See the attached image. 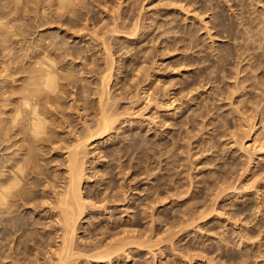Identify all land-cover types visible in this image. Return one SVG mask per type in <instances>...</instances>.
I'll use <instances>...</instances> for the list:
<instances>
[{"label": "rangeland", "instance_id": "374dc122", "mask_svg": "<svg viewBox=\"0 0 264 264\" xmlns=\"http://www.w3.org/2000/svg\"><path fill=\"white\" fill-rule=\"evenodd\" d=\"M81 1L91 4L95 10V19L89 18V14L86 15L85 10L80 7V19L74 20L73 26V23H69L71 19L68 13L63 15V20L60 22L57 17L55 0H0V126L6 116L5 111L9 107L6 103L11 98V91L22 83L23 70L27 65L25 55L29 50H36L39 48V44L44 43L49 46L52 54H62L65 48L71 45L78 46L74 49L86 48L88 44L74 36L69 31L72 30L70 28L80 29L83 38H96V34H102L101 31L106 29L104 27L106 22L110 26L114 18L119 24L118 31L107 36L110 37L108 41L110 40L109 42L114 45L113 57L114 63H116L114 66L117 65L114 67L115 75L110 85L111 91H115L119 96L123 95V98L127 96L123 100L122 97L117 98L120 101L115 105L120 106L117 109L122 112L121 120L126 121L122 124L121 121H117L114 126L119 125V128L91 140L87 147V172L88 175L96 174V178H98L91 177L92 179L84 182L82 187L84 192L93 191L98 185L97 181L102 183L101 179L105 177L101 170L109 169V165L112 164L115 181L118 185H123L125 190L122 187L119 188L120 205L110 202L109 205L107 204L109 206L107 210L101 208L102 210L96 211L95 215L86 214V218L83 219L86 222L82 221L83 226L90 227L91 224H88V221L95 222L99 219L104 221L103 218L105 224H112L113 220L110 215L113 212L116 213L115 221L119 226L115 231L125 228L135 235V241L153 243H150L152 251L148 247L142 246L143 249L142 247L138 248L136 244H131L129 248H133L134 255L130 253L127 261L126 258H122L123 260L120 258L118 264H134L135 262H139V264H145L144 262L146 264H167L171 259L175 264H215V261L220 258L219 256L215 258L219 250L211 252L212 244L218 245L217 235L214 234L216 231L230 228L233 225L226 226L228 224V221L225 220L227 214L223 215V220L221 219V221H226V223L223 222L222 228H218L221 222L214 216L216 212L203 219H197V217L200 213L199 210L202 212L207 208L206 206H213V203H208L209 200L213 202L211 201V194L215 191L211 183L213 178L218 176L222 169L231 170L235 160L248 164L251 171H248L247 175H242V178H238L235 173L231 179L236 181V185H250L257 179L254 184H251L255 186L248 190L243 188L227 190L226 197L214 207L220 205L230 211L232 208L235 209L230 204L234 203L238 206L244 204L248 198H252V202L256 204L255 208L247 210L246 213L249 219L254 220L256 216L257 218L255 221L251 219L252 221L248 222L249 225L251 227L252 225L258 226L259 220H264V211L260 208L258 212L259 206H257L259 192L264 193V173L259 174L260 172H258L261 167H264V0ZM217 21L218 23L222 22L224 28L233 33L228 34L226 31L220 30L216 24ZM136 25L139 26L138 33L129 36ZM209 33L211 37H208ZM130 37L141 41L134 40L133 43H130L127 41V38ZM190 38L194 40L192 44ZM60 39L63 44L57 43ZM193 43L194 48H186L187 45H193ZM74 49L69 48L68 50L72 52ZM101 52L99 53L102 54ZM248 52H253L254 56L256 54L261 56L260 60L257 58L251 60L249 56H246ZM218 53H224L226 58L219 63L217 62ZM78 55H67L62 62L74 73V76L76 75V85L67 86V92L64 93L65 98L63 99V105L67 111L72 113L75 120L82 116L87 117V112L92 116L90 113L92 110L84 109V99L91 102L96 99V95L90 94L88 98L86 96L84 98L83 84L90 81L96 82V76H98V73L92 72H87V75L82 70L84 61L88 63L87 66L90 69L92 68L91 59L76 58ZM237 58L241 63L237 61ZM248 60L250 62H247ZM125 65H128L127 68H124ZM120 68H122L120 70L122 73L119 72ZM237 68L241 71L236 72ZM81 71L87 76L81 74ZM137 72H139L138 75ZM225 73L227 74L225 75ZM234 73H238L239 76L247 75L248 80H245L247 79L245 77L237 76V74L238 79L234 78ZM197 74L199 76L196 80L206 83L204 89L199 87L191 93L188 89L183 90L190 79H194ZM187 75L191 77L189 80L186 79ZM242 84L250 85L241 88L244 86ZM91 85L94 87L93 84ZM235 86H238L239 90L235 89ZM213 89L215 91L210 96L209 93ZM121 91H124L125 94ZM149 93H153L152 97L154 98L150 97ZM168 93L172 94L171 97ZM117 94L116 96H118ZM218 97L221 98L218 99ZM150 98L155 100H150ZM170 99H175V103H172ZM119 102L121 103L119 104ZM171 104H173V108ZM168 105L171 106L170 109H168ZM196 109L198 110L196 111ZM212 110L215 112L213 113ZM128 111L130 114H123ZM244 111L245 118L242 117L243 115L240 116ZM170 115H174L173 118ZM170 119L171 121H169ZM214 120L218 124L217 127L211 124V121ZM205 122H208V126L204 125L207 124ZM188 131L191 134H188ZM227 133H232L234 136ZM124 135H126V139ZM134 137L139 138V142L131 145ZM174 137L178 139L177 144L184 147L179 148L182 149V153L172 146ZM173 150H176L175 153ZM54 152L51 154H57L56 150ZM59 154L61 155V153ZM173 159L174 163L170 161ZM93 161H96V164ZM250 161H252L251 165ZM173 165L178 168L174 169ZM95 168L99 169V172ZM176 169H182L180 171H183L182 175L185 177H181L184 185L179 186L177 190L173 188L174 180H172L174 179L172 170ZM109 179L107 178L106 181L109 182ZM207 182L210 183L209 187ZM106 184L101 185V188H104ZM126 186L130 188V191ZM169 190L171 191L168 192ZM211 190L213 193L209 194L208 192ZM109 192L110 190L107 191V193ZM124 197L128 201L125 202ZM205 203L208 204L205 206ZM100 211L103 215L96 219L92 218V216H98ZM184 212L189 213L184 215ZM245 215L242 216L245 217ZM248 218L238 221L235 230H241ZM85 230L86 228L80 229L77 237L81 235L88 237ZM174 232L177 234L172 236ZM109 234L106 235L107 241L110 240ZM235 237L227 239L232 244H227V241L222 242L224 250L229 247L239 250L243 247L238 244V237ZM79 240L81 241V239ZM262 241L264 240L262 239ZM255 242L258 241L255 240ZM263 247H261L262 250H264ZM180 249L182 252L188 251L185 254L189 255L190 259L186 256L182 258H187L181 260L183 262L179 259H176L178 261L174 260L176 256L181 258ZM147 250L151 252L146 255ZM153 252L156 254L154 262L151 258ZM110 264H117V261L113 260Z\"/></svg>", "mask_w": 264, "mask_h": 264}, {"label": "bare ground", "instance_id": "6f19581e", "mask_svg": "<svg viewBox=\"0 0 264 264\" xmlns=\"http://www.w3.org/2000/svg\"><path fill=\"white\" fill-rule=\"evenodd\" d=\"M79 3L80 6H78ZM211 3L213 4V2ZM55 6L57 10V17L58 19H60V22H62L61 20H63L62 18L65 13H68L69 18L71 19V22L69 23H73L74 20L80 19L81 16L80 7H82L85 10L86 15L89 14V18L95 19V10L88 2L85 3L81 0H55ZM106 23H105L106 26H104L106 29L102 28L104 31H101L102 34L101 33L99 34L101 36L96 34V38L94 37L83 38V34L80 33V29L75 27L76 29L70 28L72 30H69L67 28L69 31H71V33L74 36L79 37L82 41L88 44L86 48L80 47L81 49L79 48L74 49V47H78V46L71 45L69 47H66L62 54H52L50 52L51 49L49 48V46L45 45L44 43V44H39V48L36 50H29V52H27L25 55L27 65L23 70L24 76L22 79V83L19 87L11 91L10 93L11 98L8 99L6 103L9 107L5 111L6 116L4 117L2 126H0V264H110L113 260L117 261L118 264V260L120 258L121 259L126 258V261L128 260L130 253L133 252V248H129L131 244H136L138 248L142 246L148 247L150 250L152 248L151 244L153 243L151 242L135 241L134 240L135 235L128 229L121 228L120 230L115 231L116 229L119 228V226L117 221H115L117 219L116 213L114 214L113 212L110 215V218H112L113 220L112 224H108V223L105 224L104 223L105 219L103 218L104 221L100 219L97 221L95 220V222L88 221V224L89 223L91 224L90 227L83 226L84 224L83 222H86L83 221V219L86 218L85 217L86 214L95 215V212L100 210L101 208H103V210H107L110 202H112L111 204L114 203V205L115 202L116 204L120 205L121 201L119 199L120 198L119 188L120 187L123 188V185L121 184L118 185V183L115 181L114 167L112 164L109 165V169L101 170L103 176L105 177H103V179L100 178L102 180V183H99V180L97 181L98 185L93 191L91 192L89 191L88 193L84 192L82 187V184L84 182H88V180L91 177L94 178L93 176H95L96 178V174L88 175L87 165H86L88 159L87 147L90 144L91 140H93V138L95 137L96 138L101 137L103 134L108 133L113 129L119 128V125L114 126L117 121H121V124L126 121V120L125 121L121 120V116H123L122 112L118 111L117 109V107L120 106H118V104L117 106L115 105L118 101H120V99L118 100L117 98L122 97L123 100L127 96L123 98L124 96L121 95L122 93L125 94L124 91L123 92L121 91L122 92L120 94L121 96L115 93V91H111L112 87L110 85L111 80L115 75L114 67L117 65L114 66V64H116L114 63L115 59L113 57L114 45H112L109 42L110 40L108 41V38L110 37L107 36L112 32L118 31L117 26H119V24L115 21L114 18L110 26L108 22ZM216 24L220 27V30L226 31L228 34L233 33L232 31H228L227 29H225L222 22L218 23L217 21ZM138 31H139V26L136 25V27L131 31V34L129 36L136 35ZM209 36L210 33L208 37ZM134 40L138 41L132 37L127 38V41H129L130 43H133ZM192 41L194 42V40L191 39V44ZM57 43L63 44L62 39L58 40ZM196 45L197 43L195 44V46ZM69 48H72L74 50H72L71 52L68 50ZM186 48H190V49L194 48V43L193 45H187ZM99 52H101L102 54H100ZM229 52L231 53V51ZM74 54L77 55L79 54L78 56H76V58L78 57V58L91 59V64H92L91 69L90 67L87 66L88 63L86 61L83 62L84 69L82 70L85 71L86 74L87 72L98 73L97 74L98 76H96L97 77L96 82L93 83V81L92 82L88 81L89 83L83 84L84 98L85 96L88 98L90 94L96 95V99L91 100V102L90 100L88 101L87 99H84L85 102L84 109L86 111L92 110L90 111V113H92V116L91 114H89V112H87L88 115L87 117L82 116V118L83 117L86 118L84 119L80 118L77 120L74 119L72 113L67 111L66 107L63 105V99L65 98L64 93L67 92V86L71 84L74 86L76 85L75 83H77V81H75L76 75L74 76V73L71 72V70L67 67V65L62 64V62L67 55H74ZM242 54L239 55L241 56ZM243 56L244 55H242V57ZM246 56H249L251 60L252 58H257V60H260L261 57L259 55L257 56V54L255 55L256 56L255 57L253 55V52L250 53L248 52ZM196 58L198 59L200 57H196ZM225 59L226 58L224 53L219 54V56L217 57V62L219 63L221 61H224ZM239 60L240 59L237 58V61ZM247 62L250 61L248 60ZM239 63L241 62L239 61ZM127 66L128 65H125L124 68H127ZM88 68L90 69L89 71L86 70ZM238 68L241 69L240 67ZM238 68L236 72H238L239 70ZM121 69L122 68L119 69V72L122 73V71H120ZM83 71H81V74H84ZM138 74L139 72H137V75ZM226 74L227 73H225V75ZM236 74L237 76H239L238 73H234L233 74L235 75L234 78L238 79ZM198 76L199 75L197 74L193 79L189 75H187L186 79L188 80L189 78L191 79L187 83V85L183 88V90L188 89L189 93H191L193 90L199 89V87L204 89L206 83L204 84L202 80H196ZM246 76H239V77L247 78ZM85 77L83 78L86 80L87 77L86 78ZM87 79L89 80V78ZM245 80H248V78ZM210 81L212 80L210 79ZM241 83L243 82L241 81ZM91 84H93L94 87H91L92 86ZM249 85L250 84H246V86L244 85L241 88H246L247 86L249 87ZM173 87L175 88V86ZM228 89L230 90V88ZM235 89L239 90V87L235 86ZM214 91L215 90L213 89L212 92L209 93L210 96ZM116 94L119 97L116 96ZM152 96H154L153 93L150 94V97ZM173 97L176 98V96ZM215 97L212 98L214 99ZM152 98H150V100H155ZM220 98L221 97H218V99ZM172 100L170 99L172 103H175L174 101L176 100L175 99L173 101ZM207 101L208 99L206 100V102ZM120 103L121 102H119V104ZM215 104L217 105V102ZM171 106L173 108V104H171ZM171 106L168 105V109H170ZM77 107L79 108L78 105ZM197 110L198 109H196V111ZM77 111L79 112V110ZM128 112L123 114H130V112L129 113ZM214 112L215 110L213 111V113ZM244 114L245 111L244 113L242 112L240 116L243 115L242 117L245 118ZM171 116L172 115H170V117ZM200 117L203 116L200 115ZM217 117L219 118V115ZM169 121H171V119ZM214 121H211V124H213L214 127H217L218 124H216V121L215 122ZM188 123H190V121H188ZM205 123L207 124L204 125L208 126V122ZM188 134L191 133L189 132ZM230 134L232 135V133H229L228 135ZM120 137L122 136L120 135ZM125 137L126 135H124V138ZM138 142H139V138L134 137L132 138L131 145ZM177 142L178 139L177 138L175 139L174 137L172 140V146L176 150L182 147L180 146V144H177ZM198 144L200 143L198 142ZM55 150L57 154L55 155L51 154L52 152L55 153L54 152ZM176 150H173V152L175 153ZM179 151L181 152L182 149L181 150L179 149ZM59 153H61V155ZM170 161L174 163V159L173 161L172 160ZM93 162L95 163L96 161ZM251 162L252 161H250L249 164ZM232 164L233 167H231V170L222 169L220 170L218 176L213 178L211 183L212 186L215 188V191L213 190L214 193L212 192V190L211 192H208L209 194L213 193L211 194L212 197L209 196L211 197V201L213 202H210V200L208 202V203H213V206L211 207L206 206L208 203L207 204L205 203V206L207 208L206 209L204 208L205 210L202 212L197 208L200 212L197 219L206 218L211 213L216 212L214 216H216L217 220L221 222V223L218 222L219 223L218 228H222L223 222L225 220L228 221V224H226V226L233 225L230 228L221 231H216V234H214L217 235L216 239L218 240V245L217 246L216 244H212V246L210 245L212 249L211 252L215 251L216 249L219 250L218 255L215 256V258H217L218 256L220 258L217 259V261H215V264H264V250L261 249V247L264 246V241H262V239L264 240V235H263L264 220L263 221L259 220L260 224L258 226L252 225L251 227L249 223L253 219L252 218L249 219L248 214L246 213L247 210H254L253 208H255L256 204L252 202V198H248L247 201H244L245 202L244 204L238 206H236L234 203L230 204L231 206L235 207V209L232 208L230 211H228V209H224L223 207H220V205L219 207L216 208L214 207L216 204H218L220 200H223L226 197L225 193L227 190L230 189L238 190V188H243L245 190H248L251 187L255 186L251 184H254L257 181V179L255 180V182H252L250 185L249 184L236 185L235 183L236 181L232 180L234 174L236 173L238 175V178L240 177L242 178V175L244 174L247 175V173H249L248 171H251V168H249L250 166L248 164L241 163L240 160H235ZM175 168L178 167L174 166V169ZM96 170H98L97 172H99V169ZM180 170L182 169L172 170L174 171L172 172L174 177V179L172 180H174L173 188L175 190H177L179 186L184 185L181 177L183 178L185 177L182 175L183 171ZM239 170L241 171L240 173L238 172ZM258 172H260L259 174L264 173V167H261L258 170ZM107 178H110L109 182L106 181ZM190 179H192V176H190ZM103 184L106 185L104 188H101V185ZM209 184L210 183L207 182L208 187L210 186ZM124 188L123 190H125ZM128 189L130 191V188H127V190ZM108 190H110L109 193H107ZM170 191L171 190H169L168 192ZM259 193L260 194L257 193L258 194L257 206H259L258 212L260 211V208L262 209V211H264L263 208L264 193H262V191ZM260 195L262 196L261 198ZM240 197L243 196L240 195ZM123 199H125V202L128 201L126 200V197H124ZM235 199L237 200L238 198L236 197ZM206 201H208L207 198ZM195 211L197 212V210ZM105 212L108 213L107 211ZM187 213L184 212V215ZM243 214H246L245 217L242 216ZM100 215H103L102 211L98 213V216L96 217L92 216V218L96 219L97 217H100ZM223 215H226L227 217L225 216L226 217L225 220L221 221ZM241 217L243 218L241 219ZM246 218H248L247 219L248 221H246L245 223L244 221H242L245 226H243L241 230H235L236 228L235 226L237 222ZM255 218H257V216ZM255 218L253 221L256 220ZM226 221L224 223H226ZM83 228H86L85 231H87L88 237L82 235L77 237L78 231ZM108 233H110L109 241H107V236H106ZM174 234L176 235L177 233L174 232L172 236H174ZM172 236H170V239H172ZM233 236L238 237L239 239L238 244L243 245V247L240 248L239 250H236L233 247H229L228 249L224 250L222 242L227 241V244H229L230 241H228L227 239ZM79 239H81V241ZM259 239L261 240L259 241ZM255 240H257L259 243L255 242ZM150 250L149 251L147 250L145 254L146 255L149 254L152 251ZM187 252L185 251L182 252L181 250V258L176 256L174 260L179 259V261H181L187 259V258L182 259L186 256L189 257V255H186ZM151 258H152V262H154L156 259V254L154 252ZM188 259H190V257ZM172 261L173 260L171 259L170 261L167 262V264H175ZM144 263L146 264V262ZM134 264H139V262H135Z\"/></svg>", "mask_w": 264, "mask_h": 264}]
</instances>
